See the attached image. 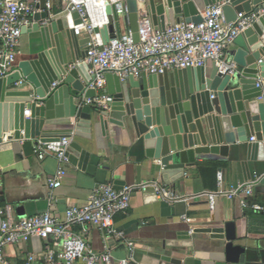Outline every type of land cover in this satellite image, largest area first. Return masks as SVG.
Here are the masks:
<instances>
[{
  "label": "water",
  "instance_id": "obj_1",
  "mask_svg": "<svg viewBox=\"0 0 264 264\" xmlns=\"http://www.w3.org/2000/svg\"><path fill=\"white\" fill-rule=\"evenodd\" d=\"M122 2L127 5L129 24L117 14ZM107 4L115 31L110 27L95 30L104 43L122 37L123 23L139 43L143 9L156 29L166 30L181 21L199 24L202 12L218 4L223 6L226 22L235 23L240 14L264 6V0H149L142 5L139 0H107ZM46 19V12L38 13L33 28L24 30V34H40L41 50L34 58L20 61L14 74L0 79V144H10L17 160L34 156L38 143L66 138L71 140L66 154L69 163L85 169L91 153L77 138L91 139L93 128L99 126L104 136L111 129L131 131L144 144L146 157L158 161V176L168 187L185 178L197 157H228L230 151L239 150L238 144H247L237 152L246 157L245 180H252L248 163L264 161V87H258L259 81L264 84V17L230 48L238 75H222L214 63L209 69H179L140 78L131 75L125 80L109 73L105 93L113 102L108 112L84 104L85 99L97 96L90 88L94 77L85 62L89 39L75 35L66 15L41 26ZM72 19L75 25L81 23L77 12ZM259 179L258 185L264 186V174ZM122 185L115 182V189L122 190ZM157 201L155 194H145V203ZM191 233L223 241L228 262L245 263L247 249L239 243L236 223L210 221L194 225L184 236L190 239ZM143 253L182 264L169 256Z\"/></svg>",
  "mask_w": 264,
  "mask_h": 264
},
{
  "label": "built area",
  "instance_id": "obj_2",
  "mask_svg": "<svg viewBox=\"0 0 264 264\" xmlns=\"http://www.w3.org/2000/svg\"><path fill=\"white\" fill-rule=\"evenodd\" d=\"M107 8V0H65L63 10L56 14L53 12L52 0H0V79L8 78L17 71V48L24 30L32 29L36 24L34 16L38 13L48 14V19L40 22L41 26L62 15L68 16L70 28L75 35L89 39L85 62L94 77L90 88L96 91L106 86V74L109 73L117 74L125 80L131 75L135 78L143 74L162 75L166 71L205 67L208 63H214L220 74L236 76L239 66L229 56L228 49L243 32L264 17V6H260L256 11L240 14L235 23H227L223 6L218 4L208 6L202 12L203 21L199 24L181 21L166 30H158L152 19L141 12L139 43L134 42L130 31L120 39L104 43L102 35L95 30L109 27ZM74 12L79 14V25H75L72 19ZM117 14L129 24L127 6L118 5ZM20 84L21 81L17 83ZM261 85L264 87L262 81H259L258 87ZM112 102L113 97L108 94L84 100L85 105L102 112L110 111ZM26 117H30L29 111H26ZM70 144L71 140L64 138L59 142L38 143L33 148L34 157L39 161L43 162L55 155L60 162V168L49 180L52 204H55L56 199L53 191L62 186L65 176L63 164L68 163L66 154ZM223 179V173H219V189L207 195L211 209L215 208L218 198L224 197L228 200L240 199L245 209L264 212V206L250 201L259 178L229 191L223 189ZM138 192L153 193L158 200L169 203L181 200L170 187L150 182L125 186L119 191L113 184L98 186L86 203L69 207L63 217L48 212L15 219L9 208H0L3 216L0 224V264H7V247L26 243L34 237H52L62 245L61 252L47 249L43 258L46 264H113V252L120 246L126 247L129 255L118 260V263L134 264L136 244L117 228L116 217L128 212L132 197ZM183 220L188 223L192 221L185 216ZM94 229L105 236L107 244L103 251H96L91 244L90 236ZM36 261L37 257L31 254L25 264H35Z\"/></svg>",
  "mask_w": 264,
  "mask_h": 264
},
{
  "label": "crops",
  "instance_id": "obj_3",
  "mask_svg": "<svg viewBox=\"0 0 264 264\" xmlns=\"http://www.w3.org/2000/svg\"><path fill=\"white\" fill-rule=\"evenodd\" d=\"M56 14L61 13L65 0H52ZM111 1V0H108ZM149 0H139L140 5ZM127 6L126 2L119 4ZM145 10H141L143 14ZM110 18L109 27L113 31L114 19ZM111 31V32H113ZM122 25V35L127 33ZM241 37V36H240ZM240 37L228 49L234 46ZM81 38V37H79ZM39 33L25 32L17 48V67L20 61L34 58L41 50ZM208 63L205 67H212ZM106 86L97 90V95H106ZM90 151L91 157L85 169L71 163L63 164L65 176L62 186L53 191L55 204L51 202L49 180L60 168L55 155L45 161L32 156L17 160L10 144L2 145L0 150V208H9L15 219L53 213L63 217L64 212L73 206L86 203L92 191L101 185L120 181L125 185L158 182L163 184L156 167L158 161L146 157V149L131 131L111 129L104 136L99 126L93 128L92 138H77ZM250 142L251 139L249 140ZM239 150L247 144H238ZM239 150L230 151L228 157L216 155L197 157L195 166L189 169L185 178L170 188L181 200L164 202L158 200L145 203V194L136 193L131 200V207L126 214L116 217L117 228L137 247L134 264H172L152 257L143 252H151L181 260L182 264H232L228 262L224 242L211 239L208 235L197 234L190 239L184 236L194 225L200 226L210 221L225 220L236 223L239 243L246 249L244 264H264V212L245 209L240 199H217L214 209L210 208L208 194L218 188V174L223 173V189L229 191L243 184L257 181L264 174V161L248 163L252 180L246 181L244 162ZM248 172V170H247ZM264 206V186H254V196L250 199ZM53 205V206H52ZM191 219V223L183 217ZM3 216L0 214V224ZM96 251H103L107 244L103 233L94 229L90 236ZM48 248L62 251V245L52 237H34L28 242L9 246L5 250L7 264H25L29 255L37 257L35 264H46L44 256ZM129 255L126 247L120 246L113 252L114 263ZM241 264V263H238Z\"/></svg>",
  "mask_w": 264,
  "mask_h": 264
},
{
  "label": "rangeland",
  "instance_id": "obj_4",
  "mask_svg": "<svg viewBox=\"0 0 264 264\" xmlns=\"http://www.w3.org/2000/svg\"><path fill=\"white\" fill-rule=\"evenodd\" d=\"M60 10L62 11V10H63V8L61 7V8H60Z\"/></svg>",
  "mask_w": 264,
  "mask_h": 264
}]
</instances>
